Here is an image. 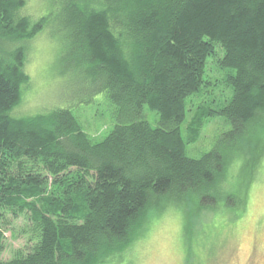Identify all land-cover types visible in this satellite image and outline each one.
Instances as JSON below:
<instances>
[{
  "label": "trees",
  "instance_id": "obj_1",
  "mask_svg": "<svg viewBox=\"0 0 264 264\" xmlns=\"http://www.w3.org/2000/svg\"><path fill=\"white\" fill-rule=\"evenodd\" d=\"M67 1L93 75L134 119L94 141L69 107L11 116L30 80L25 46L12 45L42 21L20 13L26 0H0V215L29 218L26 247L0 264H114L133 247L155 196L197 202V212L216 207L229 164L250 157L248 172L260 153L245 145L264 141V0ZM216 45L236 70L234 94L219 110L199 109L186 140L187 98L201 89ZM146 105L160 125L142 118ZM216 113L233 128L202 157L188 155L203 116ZM5 238L0 222V256Z\"/></svg>",
  "mask_w": 264,
  "mask_h": 264
},
{
  "label": "rangeland",
  "instance_id": "obj_2",
  "mask_svg": "<svg viewBox=\"0 0 264 264\" xmlns=\"http://www.w3.org/2000/svg\"><path fill=\"white\" fill-rule=\"evenodd\" d=\"M68 2L26 0L21 9V14L30 16L31 23L42 21V27L32 38L12 45L25 46V70L30 80L22 86L21 100L9 114L19 118L69 107L91 138L101 141L117 123L134 118L122 115L110 89L93 75L91 63L79 46L77 31L71 25L74 17ZM224 57L225 49L216 45V51L207 59L201 89L187 98L188 113L183 124L186 140L199 109L219 110L234 94L229 78L236 70L223 64ZM142 118L153 126L161 124L160 115L147 105ZM203 118L199 137L187 144V154L195 158L209 152L233 128L221 113ZM259 131L264 135V130ZM245 147L260 153L259 159L247 163L253 164L248 172L243 163L250 157L239 155L229 164L225 189L216 207L197 212V202L186 198L183 202L174 201L169 194L155 196L146 220L140 223L133 247L114 264H264V141ZM245 194L247 200L243 202ZM239 205L247 208H235ZM237 210L241 215L236 216ZM1 213L6 238L0 259L8 260L17 249L26 247L28 237L23 229L29 218L27 213L14 216L7 209ZM195 246L196 254H192ZM250 257L251 263H246Z\"/></svg>",
  "mask_w": 264,
  "mask_h": 264
}]
</instances>
